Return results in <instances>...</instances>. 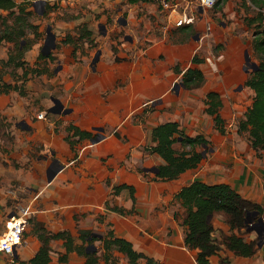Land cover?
I'll use <instances>...</instances> for the list:
<instances>
[{
    "label": "crops",
    "instance_id": "1",
    "mask_svg": "<svg viewBox=\"0 0 264 264\" xmlns=\"http://www.w3.org/2000/svg\"><path fill=\"white\" fill-rule=\"evenodd\" d=\"M82 1H91L88 6L94 9L96 15L93 17L95 26L92 24L90 28L94 42L79 40V34L71 31L68 34L77 42L76 49L75 45L64 43L67 34L61 43L55 37L52 51L55 53L53 55L59 57L58 67L52 74L39 75L29 83L33 86L30 95L39 97V101L45 105L44 109L30 107L23 111L19 107L21 96L18 91L0 94V111L12 117H22V121L15 124L14 132L19 146L32 141L44 148L28 164L29 167L23 166L15 172L21 188L25 190L23 206L31 211V223L25 232L23 246L17 255L11 257V264L29 260L39 250L41 241L35 233V223L38 222L50 233L70 232L76 243H81V230L103 228L102 231H106L110 228L118 236L131 241L137 251L155 258L161 264H198V250L186 246V229L175 218V212L181 210L184 213V208L176 201L177 207L168 205L182 187L196 179L208 184L228 183L244 198L264 206V161H257L255 167H250L253 163L242 162L244 167H238V174L229 176L222 148L227 147L226 143L236 146L232 143L235 138L231 140L219 132L214 117L206 112L205 104L209 92L219 93L223 103L220 113L225 120L227 106L234 105L230 103L232 96L236 92L241 93L242 88H248L253 96L247 112L252 106L255 92L245 85L249 76L246 56L243 62L227 70H224L225 61L221 60L222 69L219 70L218 63H213L208 57L209 64L213 66L209 68L203 64V58L204 62L199 67L205 73V84L194 90H188L183 85L179 88L182 74H177L175 67L179 66L183 72L193 67V58L196 55L202 58L199 53L208 54L207 51L216 43L211 37L209 41L202 37L200 42L201 38L195 36L190 41L172 43L167 37L151 32L155 27L151 26L150 18L144 11L142 16H136V8L147 7L153 16L161 17V21L167 18L169 25L172 22L167 12L152 0H139L137 4L126 5L121 4L125 0ZM122 10L128 12L127 18H123L125 12ZM87 17L77 13L72 22L75 24L79 20L81 25L84 24L82 21L88 22ZM137 21L145 23L149 37L140 34L139 28L132 27ZM193 25L187 26L190 28ZM126 27L136 36L135 41L126 37L120 45L118 40L109 38L111 32ZM211 36L218 40L215 35ZM142 37L148 44L137 52L139 43H144ZM58 44L60 49L57 48ZM113 45L118 47V51H114ZM91 46L94 47L92 58L88 54L81 55L80 47H87L88 52ZM98 51L101 52L100 57L94 62ZM56 99L64 105L63 111L66 112H51ZM7 100H12V107H6ZM41 113L43 117L39 118ZM169 121L179 122L190 136L203 135L209 141L208 145L202 146L207 152L204 153L200 147L204 154L203 161L180 178L156 181L158 166L164 160L158 154L145 151L144 147L149 142L152 128ZM70 124L98 135L97 129H103L100 133L105 137L96 143L82 140L73 150L66 141ZM116 131L122 138L114 134ZM25 147L29 148L30 145ZM179 147L180 144L177 145ZM234 157L235 161L240 162V157ZM259 166L263 171L258 173ZM198 168L200 170L196 171ZM122 184L135 188L136 203L128 189L114 194L113 185ZM113 207L129 213L121 214ZM10 215L6 226H9ZM226 219L223 213L211 214L208 218L214 226V236L220 242L232 233ZM247 231L242 234L246 241L259 238L256 231ZM235 233L240 234L238 231ZM259 243L256 254L251 257L236 255L223 243L221 251L210 258L211 264H221L226 258L227 264H264V242ZM50 246L52 264L84 262L76 252L69 254L67 262L59 261V256L66 253L62 239L52 240ZM116 255L121 259L118 264H129L125 254L116 250ZM98 264L107 263L100 260ZM139 264H146L145 260H140Z\"/></svg>",
    "mask_w": 264,
    "mask_h": 264
},
{
    "label": "trees",
    "instance_id": "2",
    "mask_svg": "<svg viewBox=\"0 0 264 264\" xmlns=\"http://www.w3.org/2000/svg\"><path fill=\"white\" fill-rule=\"evenodd\" d=\"M259 11L255 16L246 18L249 27L256 26V32L253 39L254 53L260 59L258 68L249 74L245 85L254 90L255 97L252 106L240 120L239 131L248 132L252 146L258 150H264V0H252ZM32 0H0V11L6 14H0L2 19V30L0 31V41H6L14 44V52L9 55L6 61H3L6 67L12 66L15 70L22 68L23 75L20 79L28 80L29 76H39L42 74H52L49 68L27 67L23 60L26 51L30 49L27 37V29H35L37 25L30 22V18L35 15L32 9ZM10 20L11 23H10ZM189 26V25H188ZM183 29H188L189 27ZM79 40L88 38L91 43L94 42L93 31L89 29L86 23L77 28ZM65 44H73L78 48L77 42L71 34H67L64 40ZM116 52V49L114 48ZM38 59L47 62H53V54H39ZM204 62L203 58L196 55L193 58V67H189L184 72L179 66L175 67L177 74H182V84L188 90H194L202 87L206 82V76L199 67ZM2 74H0V78ZM10 90L18 91L25 95L18 84H2L1 92ZM207 105L206 112L214 117V122L220 133L225 134V120L220 110L223 106L220 94L209 92L205 98ZM68 135L66 141L73 150L82 140H92L98 136L96 132L82 130L74 124L67 127ZM118 138H122L119 132L114 133ZM78 138V139H77ZM151 141L154 145L149 147L151 153L158 154L164 160V163L158 166L155 176L159 181H172L190 169L197 168L204 159V154L200 147L208 145V140L203 135L190 136L186 134L179 122L169 121L154 126L151 131ZM180 144V148L177 145ZM110 184L111 181L108 180ZM114 194H119L122 190L128 189L131 197L136 203L135 188L128 184L113 185ZM184 208L185 216L181 224L185 227V244L190 249L198 250L197 263L211 264L210 258L218 254L222 249V244L233 251L236 255L251 257L256 254L259 238L248 242L242 236L247 233L249 222L248 214L252 215V223H256L259 217L264 214V206L244 198L238 191L228 183L208 184L200 179H196L190 184L182 187L173 198ZM109 206V204L107 203ZM114 211L121 214H128L118 207H113ZM223 213L226 215L231 234L223 238L220 242L214 236V226L208 218L211 214ZM256 214V215H253ZM238 231L240 234L235 233ZM35 233L41 241V246L34 257L29 260L20 261V264H52L51 246L52 240H64L66 253L59 256L60 262H67L69 254L76 252L82 259V264H98L100 260L107 264H118V260L113 254V249L123 253L128 258L129 264H139L140 260H145L146 264H161L155 258L137 251L131 241L118 236L114 230L108 233L94 235L93 230H81L79 239L81 243H76L72 234L68 231L50 233L42 223H35ZM103 242V255L97 251H88V245H95V241ZM227 258L221 264H227Z\"/></svg>",
    "mask_w": 264,
    "mask_h": 264
},
{
    "label": "rangeland",
    "instance_id": "3",
    "mask_svg": "<svg viewBox=\"0 0 264 264\" xmlns=\"http://www.w3.org/2000/svg\"><path fill=\"white\" fill-rule=\"evenodd\" d=\"M32 2V9L35 11V15L30 18V22L37 25V27L35 29H27L26 38H28V45H30V49L26 51L23 60H25L27 64L25 66L29 68L35 66H38V68L40 69L47 67L49 68V70L54 72L60 63L59 57L57 55H53V57L55 58L53 62H47L45 60L38 59L39 54L42 52V49L45 46L47 38L54 35L53 33H55L57 42L61 43L65 34H68L71 31L77 32V28L80 23L78 20L77 22H75V24H73L72 21H74L75 14L79 13L84 17L89 16L87 17L88 19H86L88 22L82 21L83 23H86L88 25L89 29L91 28L92 24L93 26H95L96 20H94L93 17L96 15L94 14V9L88 6L90 5L91 1L32 0ZM138 2L139 0H125V2L121 4H137ZM158 6H156L157 9L161 10L159 8L160 6ZM134 7H136V5ZM122 11L125 12L123 13V18H127L128 12L124 10ZM143 11L146 14L147 18H150L151 26L155 27V30L153 31L152 29L151 32H156L157 35H160L161 37H167V39L172 43H180L187 40L190 41L195 36L201 38L200 42H202V37L205 38V41H209V37H211L212 41L216 43L211 47L209 51H207L208 54L204 52L199 53L201 54V57L205 59V62L203 64H207V67L209 68H212L213 66L209 64V59L207 60L208 57L211 58L213 63H218L219 70L222 69L221 60L225 61L226 67L224 68V70H227L229 68H234L240 62H243L247 51L251 56L252 62L258 64L260 61L259 57L255 55L253 47V39L256 32V26L249 27L245 21L246 18L255 16L259 11L258 7H256L252 0H218L216 6L211 10L203 12V16L197 18L195 24L191 26L189 30H184V27L175 28L172 22L169 25L167 22V18L161 21V17L153 16L152 11L150 9H147V7H145V9L136 8L134 13H136V16L138 15L140 17L142 16L141 13ZM0 14L5 15L6 12L0 11ZM11 21L12 20H10V23ZM111 22L113 23L114 21L111 20ZM77 23L79 24L77 25ZM208 24L212 27L209 33H207L206 30ZM49 27L51 28L50 34L48 33ZM132 27H135V29L139 28V30L141 31L140 34H143L144 37H149V34H147L148 29L145 26L144 22L138 23L137 21V23H134ZM1 30L2 19L0 18V31ZM128 30L131 29L126 27L121 28L120 31L111 32L109 38L111 40H118L120 45L125 41L126 37H128L131 41H135L136 36L128 32ZM211 35H215L216 37H218V40L213 39V36ZM144 37L142 38L144 39ZM85 40L89 41L88 38H85ZM88 44L91 45L90 42H88ZM147 44L148 41L144 39V43H139L136 51L139 52L140 49L146 48ZM205 44L206 43L204 42V45ZM113 46L118 51V47H116V45ZM57 48L60 49V44L57 45ZM92 48L94 47L91 46L87 52V47H80L81 55L88 54V56L92 58V53L94 50ZM31 50L36 51L31 52ZM13 52V43L0 41V74H2V77L0 78V87L2 84H18L21 86L22 90H24L26 93L25 95H22L19 92L21 96V98H19V107L21 110L24 111V109L30 107H36L40 110L44 109L45 105L41 101H39L40 98L36 97L35 95H30L33 86H30L29 83L31 82V80L35 81L39 76L31 77L30 75L28 77V80L23 81L24 79H20V77L24 76L22 68L15 70L12 66L6 67L3 63V61H6L9 58V55ZM51 53L55 54L53 51ZM161 57L163 58L162 55ZM118 60L120 59L118 58ZM246 70L248 74H251L253 72L252 67H248ZM182 85V83H179V88H182ZM12 91L13 90H10L8 92H1L0 94L11 93ZM252 96L253 94L251 93L250 89L242 88L241 93L236 92L235 95L232 96L230 103H233L234 105L229 104L224 113L226 130L225 135L231 140L235 138V142L232 140V143L236 144V146H232V144L229 146L228 143H226L227 147L222 148V153L224 154V157L226 159V171L229 176H231L232 174L237 175L239 172L238 167H244V162H246L247 164L253 163V166L250 167H255L257 161H264V150H258L252 146L248 132L239 131L240 120L244 117L245 111L252 101ZM11 103H13L12 100H7L6 107H12ZM135 117L137 119V116ZM53 118L56 117L53 116ZM143 118L144 117H139V119ZM21 119L22 117L20 116L12 117L4 113L3 111H0V235H3L7 231L8 226H6V224L8 221V215L12 212L17 211L21 206H23V198L26 197L23 196L25 190L21 188V183L16 177V170H19L23 166L29 167L28 164L32 162V159L36 158L38 154L44 149L42 146L33 144L32 141L19 146V142L16 140V135L14 132L17 127L15 124L22 121ZM238 131L240 133H238ZM234 135L235 137H233ZM149 138V142L144 147V150L149 152L150 154H153L149 150V147L154 145L151 141V135ZM28 144L30 145V147L26 148L25 145ZM211 145L213 144L211 143ZM201 150L205 151L204 153L207 152L206 148L202 147ZM235 155L240 157V162L235 161ZM22 157H26L27 159H23ZM199 170L200 169L198 168L196 171ZM228 171H230V173ZM261 171H263V169L259 166L258 173ZM168 205L176 206L177 204L172 200L171 202H168ZM262 215L260 217H262ZM184 216L185 211L184 213L181 212V210L175 212V218L178 222H180V224ZM32 227L34 228V225ZM261 227L262 229H264V225H262ZM102 229L103 228H100V230L94 229V235H102L104 232L106 234L111 231L110 228H107L106 231H102ZM105 229L106 228H104V230ZM94 244L97 248L98 254L100 256L103 255V242L98 240L95 241ZM90 246L91 244L88 245V248ZM115 252L116 249H113L114 255ZM115 257L118 262L121 261L119 256L116 255ZM0 264H11V256L9 257L0 252Z\"/></svg>",
    "mask_w": 264,
    "mask_h": 264
},
{
    "label": "built area",
    "instance_id": "4",
    "mask_svg": "<svg viewBox=\"0 0 264 264\" xmlns=\"http://www.w3.org/2000/svg\"><path fill=\"white\" fill-rule=\"evenodd\" d=\"M168 14V17L176 27L195 24V21L203 12L213 9L218 0H152ZM212 27L208 24L207 33ZM43 117L42 113L39 118ZM9 226L0 238V252L14 257L24 244L25 232L30 223L31 211L28 207L21 206L11 213Z\"/></svg>",
    "mask_w": 264,
    "mask_h": 264
},
{
    "label": "water",
    "instance_id": "5",
    "mask_svg": "<svg viewBox=\"0 0 264 264\" xmlns=\"http://www.w3.org/2000/svg\"><path fill=\"white\" fill-rule=\"evenodd\" d=\"M48 33L49 34L51 33L50 27L48 28ZM54 39H55V36H53V35L47 38L45 46L42 49L43 54L49 55L52 52V49L55 48ZM100 53H101L100 51L97 52L96 57L94 59V62H96L99 59ZM248 67H252L253 70H256L258 68V64L251 61V56H250L249 52L247 51L246 52V69ZM63 109H64V105L58 99H56L55 100V107L51 110V112L55 113V114H61V113L66 112L65 110L63 111ZM97 131H98L99 135L96 138L91 140L93 143L99 142L100 140H102L105 137L104 134L100 133V132H103V129L98 128ZM251 215H252L251 213L248 214V222H249L248 230L249 231H256L258 233L259 238L262 240L259 243V245H261L264 242V240L262 239L263 234H264V229H262V227H261L262 225H264V222H263L264 221V214L262 215V217L259 218L258 222H256V223H252V219L250 218ZM253 215H256V214H253ZM10 216H12V215H10ZM89 250L97 251V248L95 245H91L88 248V251ZM15 255H17V252H15Z\"/></svg>",
    "mask_w": 264,
    "mask_h": 264
}]
</instances>
